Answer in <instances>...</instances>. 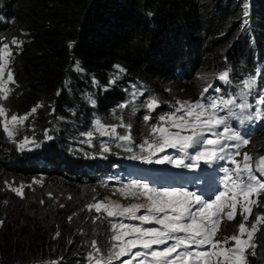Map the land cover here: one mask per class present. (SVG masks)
<instances>
[{"label":"trees","instance_id":"obj_1","mask_svg":"<svg viewBox=\"0 0 264 264\" xmlns=\"http://www.w3.org/2000/svg\"><path fill=\"white\" fill-rule=\"evenodd\" d=\"M263 23L264 0H0V46L9 43L12 49L9 68L16 81L8 84L12 91L0 103L9 114L13 109L21 116L43 104L17 126L13 138L2 139L0 134V264H44L46 258L79 252L84 233L95 232L87 205L101 199L102 181L122 180L124 160L134 153L148 155L139 146L149 138L150 127L175 111L179 97L195 94L189 88L197 85V72L205 75L199 86L226 65L232 68V83L252 78L254 73H247L253 68L252 51L264 54ZM13 38L23 41L22 46L11 45ZM116 65L125 71L119 72ZM114 77L118 79L110 83ZM135 89L144 94L132 104ZM151 96L161 101L155 112L143 107ZM124 103L129 107L120 108ZM145 115L151 116L147 122ZM120 117L132 125V152L95 128L96 119L118 125ZM116 131L126 132L121 127ZM24 137L40 140V156L47 166L39 162L36 168L27 165L18 171L26 193L20 201L2 189L3 181L17 170L2 149L8 141L18 144ZM258 139L264 140V135ZM102 143L111 151L103 152ZM174 150L180 154L167 148L155 159ZM133 160L136 167L146 164ZM92 175V183L82 181ZM261 214L264 196L247 227ZM115 223L111 218V227ZM111 227L97 241L105 254L118 243L111 240ZM258 228L253 241L259 246L257 255L252 256L251 249L246 252L249 264H264V222Z\"/></svg>","mask_w":264,"mask_h":264},{"label":"snow or ice","instance_id":"obj_2","mask_svg":"<svg viewBox=\"0 0 264 264\" xmlns=\"http://www.w3.org/2000/svg\"><path fill=\"white\" fill-rule=\"evenodd\" d=\"M10 44L19 48L23 41L13 38ZM69 46L71 47V45ZM10 58L14 59L12 49L9 43H4L0 46V100L8 99L12 91L8 84L16 83L13 72L9 68ZM115 67L121 73L125 71L119 65ZM77 70H80L78 65ZM203 78L201 77V79ZM217 78L225 84L232 82L230 70L219 73ZM116 79L118 77H114L110 83H115ZM254 85V78L246 79L242 82L238 96L213 97L207 103L176 101L178 107L175 108V111L160 116V123L150 127L149 138L139 146L141 153L146 152L148 155L134 153L131 158L143 159L147 163L172 164L177 168H198L201 162L212 165L219 161H226L233 167L220 169L225 174L226 183H224L223 189L211 199H205L202 195L185 188H155L150 187L147 183L133 180L119 189L120 194L125 199L129 197L145 199L146 203L124 206L105 198L88 204V211L91 212L94 209L97 214H105L107 217H126L131 220L139 219L145 224L160 225L159 228H141L128 223L112 224L111 231L114 234L111 240L118 243H113L109 252L105 254L97 246V241L92 240L93 253L89 254V258L93 264H113L114 260L128 256L134 248L152 249L154 245H164L170 240L175 241L170 247L150 253L157 264H249L246 252L251 249V255H257L256 250L259 246L253 242L254 236L259 231L258 225L264 222V214H261L256 217L251 227L246 226L249 216L252 215V206L257 205L259 195L264 194V180L256 174L264 175V156L256 158L255 171L251 154L244 152L242 160L236 159L241 156L240 149L247 146L250 139L233 127L231 121L236 119L243 127L245 122L264 119V97L258 98L255 111L252 110V105L248 102V96ZM211 87L212 85L208 84L202 89V100L204 99L203 94L207 93ZM214 91L220 92L221 90L216 88ZM143 94L142 90L135 89L131 93L130 103L134 104L137 95ZM90 102L95 103L94 100H90ZM160 104L161 101L156 96H151L143 103V107L149 112H155ZM40 107H43L42 103H38L23 116L13 114L9 117L8 109L0 103V118H3V128L7 135L13 138L17 126L23 125L29 116L36 113ZM128 107L129 103L120 105L122 109ZM131 111L134 113L136 108L133 107ZM143 119L147 122L151 116L145 115ZM120 121L118 125H106L100 119H96L94 124L101 136L118 139L122 143L117 147H123L126 151L132 152V145L135 144L131 132L132 125L124 123L123 117H120ZM117 127L124 128L125 134H118ZM45 135L47 136V132ZM86 135L88 143L91 145L93 133L89 132ZM47 138L52 139L51 136H47ZM13 142L17 143L15 139ZM31 145L38 146V143L29 137H24L18 143L21 151H30ZM100 147L103 152L111 151V147L107 143H102ZM167 148L177 149L183 156L174 158L165 155L155 161L151 159L152 156L164 152ZM193 149L194 152L189 151ZM33 183L42 185L43 181L34 180ZM23 187L20 185L11 190L16 195L23 197ZM49 195L51 196V193ZM254 195L257 199H252ZM238 206L243 220L238 226L237 233L230 237H224L222 240H216L222 221L235 219ZM140 209H146L148 214L137 216ZM99 218L97 215L96 219ZM68 219L71 221L72 217ZM2 223L0 221V224ZM178 234H183V236ZM58 236L59 232L54 238ZM230 241L234 242L233 245L226 247ZM193 247L206 248V250H189ZM179 249H183V251H179ZM132 255L138 257L144 253L137 252ZM122 264H131V260L122 261Z\"/></svg>","mask_w":264,"mask_h":264},{"label":"clouds","instance_id":"obj_3","mask_svg":"<svg viewBox=\"0 0 264 264\" xmlns=\"http://www.w3.org/2000/svg\"><path fill=\"white\" fill-rule=\"evenodd\" d=\"M248 49L250 50V48H248ZM252 53L254 55V59L251 62L253 64V68H252V70L250 72H247V73L248 74H252V73L257 74L258 73L257 71H260L261 78H259V79L262 82L264 80V54L261 55L257 50H253ZM225 70H230V77H231L232 76V68L226 65L223 68H220L217 71H214L217 74L214 75L209 80H211V79L215 80L216 79L215 82H217L219 80L217 78L218 74L223 72V71H225ZM201 74H202V77H204V74L203 73H201ZM6 77H7V71L5 72V78ZM204 78L202 80H204ZM246 79L247 78H245V80ZM206 80L202 83L203 86H202V84L200 85V86H202L201 89L209 81V80H207V81ZM231 81H232V79H231ZM238 81H240V80H238ZM200 82H201V80L197 82V85H196L197 88H195V94L194 95L196 97H197V95L199 93V87H200L199 84H200ZM197 90H198V93L196 94ZM11 110H12L11 114H9V111H8V116L9 117H11V115H13V114L21 116L20 114H17L16 112H14L13 109H11ZM2 120H3V118H0V134H1L2 139H4L3 136L4 137H9V136L4 131ZM10 127H11V125H10ZM262 135H264V128H260L259 132L257 134H255V136L250 138V143L247 146H245L243 149H241L240 159H242V154L244 152H247V149L249 147H252L253 146L252 144H254L257 141L256 139H258ZM15 141H17V140H15ZM36 142L38 143V146L31 145L30 146L31 147L30 151L29 150L21 151L19 149V147H18V144L14 143L13 140L8 141L5 144V147L2 149V151L6 153L5 157L7 158V161L10 162V163H14L15 166H17V170L12 173V175L9 177V180H4L3 181L2 189H3V191L14 195L20 201H24L25 200L26 193L24 192V187H23V197L16 195V193L11 190L12 188H16V187L21 185V184H19V182H20L19 178H21L20 177L21 176V172H18V171L19 170L25 171L24 168L27 165H34L35 168H36V164H38L39 162L42 165L47 166V163L45 162V160H42L41 156H40V152L42 150L41 142H40V140H36ZM252 153H254V149H252V152H249V154H251V155H252ZM38 154H39V156H37ZM257 154H259V152H257ZM257 154H256L255 158L253 157V162H252L253 164H256ZM24 155L26 156V159H25ZM261 155L262 154H259L258 157H260ZM262 156H264V155H262ZM92 178H96V176H93V175L92 176H88V178H85V180L83 179L82 181H86L87 180L86 182L92 183V180H91ZM102 183H103V185H102L103 188L101 189V191H103L102 192V196H101V199H97L96 201L108 198V199H110L112 201H115L116 203H120V204H122L124 206H128V205L132 204V202L130 200H128V198L125 199V198H118V197H110V194H109L110 191L118 192L119 189H121V188H123L125 186V184L121 180H120V185H118V184H116L115 182H112V181H110V182H106V181L103 182L102 181ZM262 196H264V194L259 195L258 199L260 197H262ZM203 197L206 198L205 196H203ZM252 199H257V197L254 195L252 197ZM146 202L147 201L145 199H140L137 202V204L146 203ZM142 210L143 209H140V211H142ZM91 213H92V226H93V229H94L95 232L94 233L91 232L90 234L84 233L85 239L82 241L81 250L79 252H76L75 255L70 256V257H62V256L59 255V256H56L54 258H46L45 261H44V264H52V262H55V264H93V261L90 260V258H89V254L91 253L90 252L91 241L92 240L98 241L102 237L103 233H106V232L110 231L111 218L116 219L118 221V223H128V224H132V225H135V226H137V225L138 226H142L141 228H147V224L143 223L139 219L131 220V219H128L126 217H122V218L107 217L105 214H97L96 212H93V211H91ZM97 215H99V217H100L99 219H96ZM137 216H139V214H137ZM241 220H243V217L241 218ZM241 222L242 221H240L235 216V219H233L232 221H227L226 228H228L229 224L231 223L230 228H232V226H233V230H231L230 233H232L233 231L238 229V226H239V224ZM249 224L250 223L247 221L246 226H248ZM221 225H222V223H221ZM221 225H220V229H221ZM82 230L85 231L84 229H82ZM97 233L99 234V236L95 237L97 235ZM233 234H236V233H233ZM87 235H90V237L87 238ZM179 235L183 236V234H179ZM128 238H131V237H128ZM216 238H217V235H216ZM84 241H86L85 245H83ZM231 243H233V242H229V244L232 246ZM207 247L210 248V246H207ZM204 250H206V248H201L200 251H204ZM144 251H145V249H142V248H134V249L131 250V253L128 256H122L120 258V260H114L113 264H122V261H128V260H131V264H157V261L154 260L151 257L150 254H147V252L144 253ZM158 251H161V250H158ZM137 252L144 253V255L138 256V257L132 255V254L137 253ZM33 264H35V263H33ZM36 264H43V261L41 260V261L37 262Z\"/></svg>","mask_w":264,"mask_h":264},{"label":"rangeland","instance_id":"obj_4","mask_svg":"<svg viewBox=\"0 0 264 264\" xmlns=\"http://www.w3.org/2000/svg\"><path fill=\"white\" fill-rule=\"evenodd\" d=\"M201 77H202V74H201V72H197V74H196V77H195V81L196 82H198V81H200V80H202L201 79ZM204 77H205V75H204ZM6 79V78H5ZM197 84V83H196ZM195 88H197L196 86H192L191 88H189V90L190 91H193V89L195 90ZM175 94V93H174ZM183 97H185V98H187V99H181V97H179L180 99H178V100H180V101H190V102H196L197 101V97L195 96V95H190V94H188V92H186V94L183 96ZM260 141V140H259ZM257 143V144H256ZM253 146L252 147H254V153H252V155H253V157L255 158L256 157V154H257V152H259V154H262V155H264V140H261L259 143H258V140L254 143V144H252ZM259 154H257V157L259 156ZM261 155V156H262ZM110 197H118V198H124L121 194H120V192L118 191V192H112V191H110ZM115 202V201H114ZM254 206V205H253ZM252 206V207H253ZM255 208V206L252 208V210ZM226 211H227V209H226ZM240 208H239V206L237 207V214H236V217L240 220V221H242L241 220V218H242V216L240 215ZM227 219H224L223 220V222H222V225H221V229H220V231H219V233L217 234V238H216V240H222L224 237H230V236H232L233 234H231L230 233V231L231 230H233V228H230V226H231V223L229 224V227L228 228H226V223H227ZM231 242V241H230ZM234 243V242H233ZM226 247H231V245L230 244H228V245H226Z\"/></svg>","mask_w":264,"mask_h":264},{"label":"bare ground","instance_id":"obj_5","mask_svg":"<svg viewBox=\"0 0 264 264\" xmlns=\"http://www.w3.org/2000/svg\"><path fill=\"white\" fill-rule=\"evenodd\" d=\"M264 24V23H263ZM262 26V25H261ZM164 103V102H163ZM162 107V106H161ZM153 121V120H152ZM44 129V128H43ZM249 256V255H248Z\"/></svg>","mask_w":264,"mask_h":264}]
</instances>
